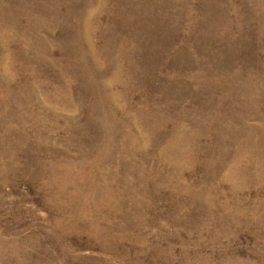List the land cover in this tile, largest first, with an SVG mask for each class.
<instances>
[{"label": "rangeland", "instance_id": "374dc122", "mask_svg": "<svg viewBox=\"0 0 264 264\" xmlns=\"http://www.w3.org/2000/svg\"><path fill=\"white\" fill-rule=\"evenodd\" d=\"M0 264H264V0H0Z\"/></svg>", "mask_w": 264, "mask_h": 264}]
</instances>
